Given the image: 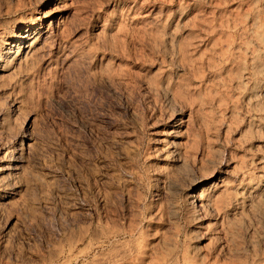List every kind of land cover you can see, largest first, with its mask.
I'll list each match as a JSON object with an SVG mask.
<instances>
[{"label":"rangeland","instance_id":"374dc122","mask_svg":"<svg viewBox=\"0 0 264 264\" xmlns=\"http://www.w3.org/2000/svg\"><path fill=\"white\" fill-rule=\"evenodd\" d=\"M1 165L0 264H264V0H0Z\"/></svg>","mask_w":264,"mask_h":264},{"label":"bare ground","instance_id":"6f19581e","mask_svg":"<svg viewBox=\"0 0 264 264\" xmlns=\"http://www.w3.org/2000/svg\"><path fill=\"white\" fill-rule=\"evenodd\" d=\"M57 26H60V23L59 24H57ZM22 37H23V35H22ZM21 37V38H22ZM17 150L16 149H13L12 150V155L9 157L8 155V157L6 158V161L10 164V165H12V164H17V162H18V158H17ZM9 166V165H8ZM11 167V166H10ZM6 165L4 166V165H1L0 166V172H2V171H4V170H6ZM202 193H203V191H201V192H199L198 194L196 193V194H193L192 195V198L193 199H190V201L192 202V203H194V202H197V203H200V204H202ZM206 202V201H205ZM196 204V203H195Z\"/></svg>","mask_w":264,"mask_h":264}]
</instances>
